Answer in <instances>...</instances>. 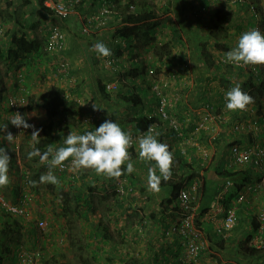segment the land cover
I'll return each instance as SVG.
<instances>
[{"label": "crops", "instance_id": "obj_1", "mask_svg": "<svg viewBox=\"0 0 264 264\" xmlns=\"http://www.w3.org/2000/svg\"><path fill=\"white\" fill-rule=\"evenodd\" d=\"M10 1L12 0H0V26L3 29V33L0 35V48L6 49L11 45V38L14 34L20 36L25 33L29 38L38 39L42 43L38 51L27 55L25 59H21L23 61L17 60L16 62L20 63L21 67H14L15 70L10 72L9 75L6 71L0 69V78L3 80L0 82V124H7L9 126V117L14 115L8 103L10 99L20 106L34 105L27 113L29 124L33 123L32 125L38 124L39 126L41 123L47 122L45 109L37 105L36 95L46 91L52 84H56L65 90L67 105L77 109L78 115L75 120L76 124L70 125L62 131L60 130L61 124L67 120L69 121V118L65 117L63 121H58V125L54 130V134L56 135L54 149L62 146L63 138L70 131L82 134L87 130L98 127L105 119L115 120L123 129L133 134L134 142L128 150L135 168L133 173L124 172L118 178L97 174L92 169H81L76 172L68 169L55 173L60 178L58 185L83 184L80 187L85 188L84 191H78V195L80 196L79 212H77L76 208L72 217L74 218V222H76L75 226L79 229V235L88 242L84 244V247L80 243L82 241L80 238L78 239V241L80 240L79 244L76 247L87 249L89 257L85 258H89L90 263L93 262L95 264H179L178 257L184 251L183 241L177 233L170 232L174 223L178 222L181 218V211L176 206L175 195L172 192L171 186L175 178L170 177L167 181H161L159 191L150 190L147 187V174L148 168L154 162H146L139 158L138 143L135 139L138 135L142 134L143 130L142 124L137 123L134 118L137 116L149 117L151 115L150 104L157 103L156 99L153 102H149L151 95L148 88L152 85H149L147 88L144 82H139L138 80V78L143 79L141 75L135 78L130 75L129 81L125 82L126 85L129 84L124 87L125 90L119 93L114 94L107 91L104 93L100 88V81L105 83L117 80V75H120L128 68L131 62L133 66L134 62L137 65L142 64L136 53V50L139 49V40L134 39L127 45H123L116 36L112 35V29L114 31L115 25L97 26L96 28L97 22H92L93 26L90 29V34L82 31L83 27L87 24L85 17L91 18L98 13L107 0H85L84 4L78 8L77 13L68 22H64L53 12H48L50 18L46 19V22L37 20L33 15L39 8H42L38 4V0H28V2H26L27 0L22 2L13 0L9 5L8 2ZM114 1L117 2L118 0ZM114 1L113 3L115 4ZM122 2L124 4L126 1L122 0ZM189 3L191 6L190 1ZM244 3L235 2L232 5L231 8L235 10L233 18L231 21L225 23L226 26L230 27L229 31L231 33L229 50L235 47L238 37L243 32L257 26L256 22L259 16H255L257 14L252 15V12L248 9L244 7L241 9L238 6L239 4L244 5ZM172 4L173 6L171 5V7L174 10V1ZM246 4L250 7L248 2ZM222 5L224 4L219 6ZM190 6L187 5L189 10L193 9V6ZM118 9L121 11L120 8ZM116 16H119L117 12L111 17L113 18L111 21H115L113 24L116 21H120V19H115ZM75 21L78 24L81 23V29H74ZM51 22L61 24L67 39L66 49L62 56L67 59L70 69L68 75L64 77H61L59 73L54 71V67L51 66L53 62L51 54L53 52H49L46 49L49 35L48 27ZM172 25H169V34L167 33V35L172 33ZM233 28L243 32H236ZM174 33L177 34L178 32L175 30ZM172 35L174 36L173 33ZM184 40L185 36L183 35L182 37H178L176 42L179 44L183 43ZM87 42H93V44L97 42L105 43L112 50V55L109 57L98 56L92 50V47H88ZM146 43L148 42L145 41ZM130 44H132L131 47H129ZM150 49L151 47L149 50L146 49L150 55V57H147L150 60L148 64L155 65V62H161L160 58L162 54L154 51V48ZM192 50L195 52V57L192 55ZM130 51H136V54H134L135 57L131 58V60H127L125 56H129L128 53ZM174 52L164 55L171 64L176 62L174 58L182 55L181 58H187L190 61L192 72L200 74L210 72L205 62L201 59L198 46L187 50L178 48ZM90 55L94 57L92 60ZM111 57L116 59L112 66L107 64V60ZM182 62L183 60L176 62L178 65L175 67H178ZM226 68L229 67L222 66L218 70L224 74ZM118 69L119 72L117 74ZM143 81H146V79L144 78ZM131 83H134L135 86L133 87ZM220 88L221 85L215 83L212 87L206 85L202 87V89H207L208 92L210 90L214 91V93L216 92L215 97H219ZM134 91H148V97L144 98L145 103L135 105L130 100L124 98ZM4 94H6V100L3 98ZM94 103L100 109H94ZM145 106L146 108H144ZM38 113L39 115H37ZM174 114L176 117L183 118V114ZM154 115L158 117L157 113H154ZM40 117L42 118L39 124L37 120ZM89 117L90 119L88 120ZM199 118L200 116L195 112L188 115L186 119L188 122L183 126L182 135H175V132H171L170 135L165 134V138H168L172 143L173 150L179 151L180 149L184 154L182 161L183 159L185 160L186 167L183 169V172L188 176L187 184L192 183L196 176H200L202 184L206 182L212 191L219 190L218 195L213 200L210 197L211 192L209 197L206 196L204 199L200 196L197 203V209L201 212L199 226L202 229L203 238L207 243V249L203 252L197 264H224L226 262L235 264H264V248L257 255L244 254L240 250L241 243L248 240V244L251 246L250 240L261 231L258 215L264 212V174L257 173L247 185V187L251 186V189L247 191L245 199L237 203L238 223L231 230L229 236L225 238L218 235L214 228L219 218L217 216L213 217L208 213L215 211L213 208L214 204L226 207V204L235 202L239 194L228 199L229 194L232 192V187L226 185V177L220 175L219 171L236 172L244 167L242 165H230L227 163L229 161L228 143L235 136L234 131L229 129V124L217 126L216 139L222 142L220 141L216 144L215 151L210 150L211 148L208 147L211 159L209 158L205 163L202 161L201 152L194 146L195 135L196 133L209 135L211 132L208 129L197 130L195 128ZM180 121L182 122V120ZM257 121L259 127L258 125L254 127L257 129L254 138L257 142L264 145L263 109ZM8 131L10 130L0 132V146H2L1 143H4L5 140L2 136L6 135ZM11 133L15 137V140L10 144V149L7 148L10 157L15 145H19L17 140H22L23 137L28 135L25 131ZM239 138L240 141H247V135L244 133H241ZM242 143L246 144L247 142ZM33 146L34 144L31 147L33 148ZM19 157L16 162L21 164L25 159H22L20 154ZM10 163L9 189H11L10 192L16 191L15 196L17 197L20 193L22 178L18 177L17 174L19 172L16 166H14L12 158ZM177 166L175 167L180 172L182 168ZM20 167L22 168V165ZM55 169L58 168L56 167ZM201 173L203 177H201ZM7 196L13 201L17 199L9 194ZM44 204L47 205L46 203ZM33 209L32 218L36 220L44 218L49 213L48 208H46V211H34ZM1 216L7 217L9 215H3L0 212V264H18V258L15 253L16 249L20 246L16 245L18 233L22 234L23 239H26V241L31 240L33 244L37 240V244L33 245V248L31 247V251L37 257L40 250L45 258L46 251L39 248H42V245L47 247L52 243L51 239L53 237L51 232L45 231V235L42 238V235L40 236L37 232L36 221L18 216L12 217L11 220L3 221ZM58 230L60 233L66 232L62 226ZM5 233H10V237L7 235L3 237ZM57 235L59 234L57 233Z\"/></svg>", "mask_w": 264, "mask_h": 264}, {"label": "rangeland", "instance_id": "obj_2", "mask_svg": "<svg viewBox=\"0 0 264 264\" xmlns=\"http://www.w3.org/2000/svg\"><path fill=\"white\" fill-rule=\"evenodd\" d=\"M22 1H25V0H21L20 2ZM143 1H146L157 12L158 14L157 20L159 21V23L155 28V32L153 34L154 35L153 40L150 39L149 43L145 44L146 40L140 39L138 41L139 49L136 50L137 52L130 51L128 53L129 56H125L127 60L128 59L131 60V58L135 57L134 54L137 53V57L140 60V63H142L140 64V67H141L140 70L143 72V74H145L144 76H142L143 79L138 78L139 82H144L146 85L145 87L148 88L149 85H152L153 79L155 78L159 79L163 75L165 77H168L174 72L175 73L174 78L171 79L169 86L164 90V92L167 95L166 97H168L169 101L171 102L169 104L171 105L172 114L176 116L174 113L178 115H182V114L190 115L193 112L197 114L198 112H201V114H198L200 118L197 122V125L195 126L197 130L204 129V128H200L198 123L200 122L201 118H203V115H205L206 113L207 114L211 113V112H215V113L220 112L223 115V117L225 116L227 118V120H225L224 122L234 121L235 119L241 120V121L242 120L251 121L252 119V120H255V122H252L254 124V127L255 125H258L257 118L261 114L262 109L264 111V106L262 105V103H264V97H261L259 94H257L253 90V86L250 83V78L252 77V75H254L252 68L254 67L257 68L258 65H241L245 69L244 74H242L243 72L240 71L239 67H234V66L226 68L224 74L222 73V71L219 72V70L210 71L207 74H200V73L191 71L190 61L187 58L185 59L181 58L182 56L181 54H179L181 56L174 58L176 62L183 60V62L178 67H175L176 65H178L176 64V62L171 64L169 60H166L165 62H162V63L155 62V65H149L148 61L150 60L147 57H150V55L147 52V50H149V48L151 47V49L154 48V51H156L159 54L170 53V52H171L170 54H172V53H175L174 51H176L178 48L187 50L189 48L191 49V47H196V46L200 47V45L204 44V42H206L208 39V33L211 28L210 19H211L212 13L215 10V7L221 4H224L222 6L230 10L232 5L235 4V2H239V3L245 2L244 5L239 4L238 6H240L241 9L243 7L248 9L249 11L252 12V15L257 14L255 16H259L256 22V25H257L256 29H259L261 32H263L261 15L256 10L258 8H260V10L264 9V0H236V1L235 0H210L211 6H207V7L206 6L203 7V3H204L203 0H196L197 2L196 4L193 5V9L191 8L190 10L187 7V5L190 6V3H189L190 0H139V2H143ZM173 1L175 3L174 10L171 7V5L173 6L172 4ZM246 2L251 3L252 7L251 8L248 7ZM80 24L76 23L75 21L74 29L76 30L81 29ZM170 24H173L171 27H172V33L174 34V36L172 35V33H170V35H167V33L169 34L168 27ZM233 29H235L236 32H240V33L243 32L240 30L238 31V29L236 28H233ZM175 30L176 32H178L177 34L174 33ZM90 32L91 31L87 32L86 34H90ZM112 32H113V29H112ZM183 35L185 36V40L183 43H179L180 44L179 45L178 42H176V39L178 37H182ZM208 42H209V45H211L214 43V40L210 39L208 40ZM87 44H88V47L91 48L93 45V42L92 43L87 42ZM173 49H176V50H173ZM192 51H193L192 55L195 57V52L194 50ZM216 55L217 56L224 55V53L218 52ZM90 57H91V60L94 58L91 55ZM182 65L183 67L180 68V66ZM260 66H262L264 70V65H260ZM8 67H9L8 63H5L4 60L3 61L0 60V69L2 71H6ZM133 67L134 66L131 62L129 67L126 68L122 72L124 74L121 73L120 75H117V80L115 81L119 82V84L121 85L119 86V90L114 91V92L112 91L111 93L116 94V93H119L118 91L121 92L125 90L124 87L129 84V83L127 85L125 84V82L129 81L128 79L130 75L128 73ZM13 70H15V68H13ZM118 72H119V69L117 70V74ZM144 78L146 79V81H143ZM182 78L183 80H181ZM237 78L241 80H238ZM235 79L236 81H234ZM207 80H211L209 85L206 84ZM1 81L3 80H1L0 78V82ZM229 81H232L233 85H231ZM237 82L240 83L244 91L248 92L253 97V102L247 106L245 111L244 110L230 111V110H227L224 106L225 101L223 99H224L225 92L231 87L235 86V83ZM214 83L221 85L220 95L223 96V99L220 98V95L219 97H215L217 93L216 92L214 93V91L212 90L208 92L207 89H202L204 85L212 87ZM131 84L133 85V87L135 86L134 83H131ZM128 88L130 89V87ZM148 89H149V94L151 95L149 102H153L157 98V94L153 91L152 86ZM3 98L6 100V94L3 95ZM33 98H35V96H33ZM257 102H260L261 104L255 106V103ZM143 103H145V99ZM206 105H210L211 107H206ZM219 105H222V107ZM144 108H146V106ZM221 108L224 110L223 113L221 112ZM150 109H152L151 117H155V120L158 121V117L154 115V113H158L157 104L156 103L150 104ZM37 115H39V113ZM41 118L42 117L38 118L37 123L40 124ZM34 125L37 129H39L38 124H34ZM207 125H208L207 129L211 133L209 135H202V134L196 133L195 140L198 141L200 144H202V149H204V151L208 147L211 148L210 150L215 151L217 147L216 144L221 141V140L216 139L215 133L217 131V128L219 126H222L223 123L218 121L217 118L209 117ZM167 127L168 125L156 126V132H154L153 134L155 135L156 133H159V136L157 137L158 140L164 143L168 141L167 144L169 145V147L173 148L172 143L168 140V138H165V134L170 135L171 133L170 131L167 132ZM14 129L16 128H14V126L11 125L10 123L6 130H10L11 132V130L15 131ZM145 129L147 128H144L142 130L144 131ZM23 130L28 135L25 137H23L22 135L23 137V138L21 137L22 140H17V143H19V145H15V147L13 148L14 154L12 153L11 158L14 161V166H16V168L18 169L19 173L17 175L20 179L22 178L21 177L22 169L19 168V166L16 163V158L18 157L19 154L22 157V159H25L23 161L24 164L22 163L21 165L26 166L27 168L30 169L31 176L34 175L35 172L39 173L35 181L37 183L30 182V191L32 194V205H33L32 208H34L33 209L34 211H39V210L46 211V208H48L49 213L44 218H46L47 222L49 223L48 224L49 226L47 227L45 231H49L48 233L51 232L52 237H53V239H51L52 243L49 246L46 247L42 245L41 249H44V251H46L45 258L43 257L44 260L49 261V264H95L93 262L90 263L89 258H85V257H89V252L87 251V249H80L76 247L79 244L80 240L78 241V239L80 238L82 240L80 243L84 247H85L84 244L88 242L87 240L83 239V237L79 235L78 233L79 229L77 228V226H75L76 222H74V218L72 217L76 209V206H77L75 195L78 194L79 190L81 191L85 190L84 187H80V185L83 186V184H69V185L63 186V184L54 185L51 183H38L39 177L42 174H46L48 172L47 162L41 163L39 161V158L37 157H36L37 158L36 160L33 158L32 159L28 158V152L32 149L31 146L33 144L31 140V134H32L33 129L28 128V129H23ZM162 131L164 132L162 133ZM169 139H171V137H169ZM1 145L2 147H5L6 149L8 146L10 147V144L6 141V139L4 140V143H1ZM19 146L20 148L21 146H23L22 148H25L24 152L20 151ZM17 148L19 149V152ZM204 151L202 150V152ZM31 167L33 170H31ZM255 169L257 173L262 172V174H264V166H263V169L260 167H256ZM9 171H11L10 168H9ZM53 173L54 174L59 173V170L54 168ZM58 179L60 181L59 175H58ZM0 189L4 194L6 195L9 194L10 196L16 197L15 196L16 191L13 190V192H10L11 189H9V184L0 186ZM62 189H64V191L69 192L68 194L69 204L68 205L70 206V209L67 211L64 208L65 200L62 194ZM44 203H46L47 205H45ZM43 206L44 208H42ZM0 212L3 215H8V213L5 211L0 210ZM1 217L3 221H7V220H11L12 217H16V216L14 214H9V216L7 217H3V216ZM61 226L65 228L66 230L65 233L59 232L58 229H60ZM39 232L41 233L42 238H43V235H45V232L40 231V230ZM57 233L59 235H57ZM5 235L10 237V233L3 234V237ZM16 239H18L16 242V245H22L23 247L27 249H31V247L33 248V245L37 244L36 243L37 240L33 244L31 240L26 241V239H23V235L19 233L17 234ZM84 258L85 260L83 261ZM39 264H43V263L40 262Z\"/></svg>", "mask_w": 264, "mask_h": 264}, {"label": "clouds", "instance_id": "obj_3", "mask_svg": "<svg viewBox=\"0 0 264 264\" xmlns=\"http://www.w3.org/2000/svg\"><path fill=\"white\" fill-rule=\"evenodd\" d=\"M107 3L111 4L113 6V10H115V12H113L111 14V17L114 14H116V12L118 14L120 13L119 9L116 8L117 7L116 3L114 4V3L107 1V2H104L103 5H105ZM78 8H79V6H78ZM51 12H53V11H49V13H51ZM71 18H69L68 20H70ZM112 19L113 18H111L110 21ZM39 21H41V20H39ZM64 22H66V21L64 20ZM56 24H58V23H56ZM107 25H109V23ZM82 31L84 32V27H83ZM85 33H87V32H85ZM118 40L121 41L120 43H122L123 45L128 44L127 39H118ZM66 42H67V39H66ZM47 44H48V39H47ZM46 49H48V46H46ZM92 50L98 56H101V57H109L112 55V50L103 42H97V43L93 44ZM48 51L50 52L49 49H48ZM51 55L55 56L56 54L53 53ZM224 55H225V62L231 63L235 66L264 65V32H261L259 29H256V28H253L251 30H247V31L243 32L238 37V40H237L235 47H233L231 50L227 51ZM111 58H113V57H111ZM113 59H114V62H113V64H114L116 59L115 58H113ZM59 65H58V67H59ZM112 65H110V66H112ZM68 67H69V64H68ZM254 68H255V70H257L256 67H254ZM252 70L255 71L253 68H252ZM68 73H69L68 70H67V72H63V71H61V69H59V74L61 75V77L67 76ZM113 81H115V80H113ZM104 84L106 85L107 82H105ZM106 90L109 93L112 92V91H109L107 89V87H106ZM118 92H120V91H118ZM224 100H225V108L227 110L236 111V110H245L247 108V106L253 102V97L248 92L244 91L242 89L240 83L237 82V83H235V86L231 87L229 90H227L225 92ZM8 103H9L10 107L12 108V111L14 112V115H11L9 117L8 121L14 126V128H16V129H14L15 131L11 130V132L21 133L24 131L23 129L32 128L33 131L31 134V140H32L33 144L39 143L41 129H37L35 127V125L29 124L27 122V120L25 119V117L23 115H21L20 109L23 106L17 105L15 102V107H14L11 104V99L9 100ZM93 108L94 109H100L99 107H97V105L95 103L93 104ZM45 112H46V110H45ZM27 113H28V111H27ZM88 120H89V118H88ZM58 121L59 120H57V122ZM7 127H8L7 124H0V132H3L4 130H6ZM11 132L8 131L6 135L2 136L6 139V141L9 144L13 143L15 140V137L13 136V134ZM158 136H159V133H156L154 135L152 133V129L149 128L147 130V132H144L143 134H140L135 138L136 142L138 143L139 158L143 161H146V162H154V164L148 168V174H147V187L150 190H154V191H159V186L161 184V181H167L170 179L171 174H172L171 170H172V167L174 164L173 151L170 150L169 145L167 143H163V142L159 141L157 138ZM133 142H134L133 134L130 131L123 129L115 120L105 119L98 127H95L92 130H87V131L83 132L82 134H78L76 132L70 131L69 134L63 138L62 146L56 147L55 149L52 146H49L46 151L41 152V150L39 148L33 146L32 150L28 152V158L32 159L33 157H39V161L41 163L47 162L48 172L46 174H42L39 177L38 183H51L54 185L58 184L59 179L53 173V169L56 167L57 168L58 167H60V168L65 167V161H68L69 170L73 171V172L79 171L81 169H92L97 174H103V175H106L108 177L118 178L124 172H127L130 174V173H133L135 171L134 164L130 159L129 151H128L129 148L132 147ZM7 148H9V146ZM17 150L19 152L18 148H17ZM17 159H19V155L16 158V161H17ZM10 160H11V157L8 154L7 149L5 147L0 146V186L6 185L9 183V179H10L9 178V165L11 164ZM21 164L17 163L19 168H21L20 167ZM242 166L245 168L249 165H242ZM250 166H252V165H250ZM252 167H254V166H252ZM254 168H256V167H254ZM21 169H22L21 175L24 173L30 174V169L27 168L26 166L22 165ZM59 171H63V170L59 169ZM64 171H66V170H64ZM198 173L200 174V172H198ZM259 173H262V172H259ZM201 177H203L202 173H201ZM194 179L198 180V186H197V188H198V199H197V201L194 202V205L196 206V214H197L196 218H195V223L200 228L199 223H200V218H201V212L198 211V209H197V203H198L199 198L201 196L200 186L202 185V180H201L200 176H196ZM227 179H229V178L226 177L225 180H227ZM34 183H37V182L34 181ZM249 183L250 182H248L244 186L243 189H245V187ZM233 185L234 184L232 183L230 185V187H232ZM25 187L27 189V192L32 197V194L30 191V184L25 183L23 178H22L20 193H19V196L16 200H14V201L11 200L9 197H7L6 194H4L1 191V189H0V191L6 196V198L9 201L16 202V201H18V199L22 195ZM240 192H239V194H240ZM239 194L237 195V197L239 196ZM174 200L176 201V204L178 205V208L181 211V218H182V216L185 215V213L179 207L178 198L176 197V198H174ZM229 205L230 204H226V206H229ZM31 208H32V200H31ZM0 210L7 212L8 215L13 214V213L3 209L1 206H0ZM220 215L222 216V214H219L217 217L220 218ZM15 216H18V215H15ZM18 217H22V218L28 219V220H34V221H36V223L39 220V219H37V220L33 219L32 215H31V218H27L24 216H18ZM181 218H180V220H181ZM41 219L46 220V218H41ZM36 229H37V232L39 233V235L41 236V233L39 232V230L45 232V230L47 228L42 229L37 224ZM200 230L202 231L201 228H200ZM171 233H174V232H171ZM202 234H203V232H202ZM227 237H225V238H227ZM21 247H23V246L20 245L15 251L17 258H18V264H23L21 261V257L18 255V251ZM252 247H254V246H252ZM23 248H25V247H23ZM25 249H27V248H25ZM39 249H41V248H39ZM206 249H207V246H206ZM206 249L204 250V252L206 251ZM27 250L31 251V249H27ZM35 258L37 259V261L35 260V264H36V262H37V264H39L41 262V260H42V263L44 264L45 260L43 258L42 253L40 252V250H39V255L37 257L35 256ZM197 263H195V264H197ZM211 264H213V263H211Z\"/></svg>", "mask_w": 264, "mask_h": 264}, {"label": "trees", "instance_id": "obj_4", "mask_svg": "<svg viewBox=\"0 0 264 264\" xmlns=\"http://www.w3.org/2000/svg\"><path fill=\"white\" fill-rule=\"evenodd\" d=\"M111 3H113L114 0H107ZM126 2L123 4L122 0H118L115 2L117 4L116 8L121 9V13H119V16H116L115 19L120 21H116L115 24H113L115 21H110L109 25H115L116 28L113 31V36H116L117 39H127L128 43H130L132 40L137 39H144L149 43V40H153L154 38V32L155 28L158 25L159 21L157 20L158 14L157 12L146 2H139L137 0H125ZM203 7L211 6V1L210 0H203ZM12 1L8 2L10 5ZM28 2V0L26 1ZM42 2V0H41ZM85 0H81L79 7L83 5ZM191 6H193L195 3V0H190ZM245 4V3H244ZM249 6L252 7L251 3H249ZM46 8V7H45ZM204 9V8H203ZM48 10V9H45ZM50 9L48 10V12ZM234 9H226L224 6H216L215 10L212 13L211 16V28L208 33V39L204 44H201L199 47L200 50V56L201 59L205 62L207 65V68L209 71H217L220 67L226 66V67H239L240 71L243 72L244 74V67L243 66H235L233 64H225L221 65L223 63H216L217 59V53H226L230 49V44H229V36H230V31L228 26L225 25V23L229 22L232 20L233 15H234ZM258 13L261 15L262 19V29L264 32V9L260 10L258 8L256 10ZM65 21L68 22V19ZM120 22V24H118ZM214 40V43L209 45L208 40ZM41 41L38 39H31L29 38L25 33L21 34L18 36L17 34H14L11 38V45H9L6 49L0 48V60L6 61L5 63H8V68L6 70L7 74L9 75L10 72H13L14 67H20L21 64L17 63V60L25 59V57L33 52H36L39 50L41 47ZM132 44L129 45L131 47ZM65 51V50H64ZM63 51V52H64ZM63 53L61 54H56L53 56V61L52 65L54 67V71L56 73H59V64L63 63H68L67 59L62 56ZM166 53H162L161 55V62L167 60V58L164 56ZM221 57V56H220ZM225 57V56H224ZM163 59V60H162ZM23 61V60H21ZM14 66V67H12ZM259 67V68H258ZM256 69L253 71L252 77L250 78V83L253 86V90L259 94L261 97H264V70L262 66L258 65ZM70 67L67 68L69 71ZM145 73V71H144ZM247 73V72H246ZM131 76H144L143 72L140 70V65L135 64L134 62V67L129 71L128 73ZM211 80H207L206 84L209 85ZM231 85H233L232 81H229ZM224 84V83H223ZM225 85V84H224ZM100 88L102 92H106V85L100 81ZM109 93V92H108ZM148 91H137L133 92L124 98L127 100H130L133 104H142L144 101V98L148 97ZM37 98V105L40 107H43L46 110L47 114V122L41 123L39 125V129H41V137L39 138V143H35L34 147H37L41 150V152L46 151L49 146H54L56 144V135L54 134V130L56 126L58 125L57 120L63 121L65 117L69 118V121H65L64 123L61 124L60 130H65L67 129L70 125H75L76 124V116L78 115V110L75 108H71L67 105L66 98H65V90L56 84H52L46 91L39 93L36 95ZM220 98L223 99V96L220 95ZM219 98V99H220ZM147 100V99H146ZM157 104L160 103V98L156 99ZM261 104L260 102L255 103L256 105ZM264 106V103H262ZM34 105H24L21 107L20 112L21 115L25 117V119L28 122V117H27V111H29ZM152 111V109H150ZM134 120L137 121V123L142 124V129L148 128L151 123L156 122L155 117H148V116H137L134 118ZM241 120L235 119L234 121H228L223 123L224 124H229V129L234 131V125L236 123L240 122ZM235 132V131H234ZM240 133V134H239ZM239 133H236L233 139L228 143L229 145V155H230V150L233 144L237 143L240 145H247V144H256L259 143L256 141L254 138V134L257 133L255 128H252L250 130H243ZM241 133H244L247 135V141L241 140L239 136ZM175 135L177 134L176 132L174 133ZM242 142H247L246 144ZM24 146V145H23ZM21 146L20 151L24 152L25 148H22ZM32 150V149H31ZM30 150V151H31ZM170 150L173 151L174 154V164L172 167V174L171 177L175 178L172 183V192L174 193V198H178L179 192L182 188H184L187 183H188V176L183 172V169L186 167V162L182 158H184V154L179 151L173 150V148L170 147ZM179 152V153H175ZM24 156V154H23ZM33 159H37L36 157H33ZM228 163V162H227ZM176 165L180 166L181 171L178 172V168L176 169ZM11 164L9 165L10 168ZM177 166V167H178ZM31 170L32 167H31ZM27 172V171H26ZM35 172V171H34ZM259 173V172H258ZM219 174L228 177L230 180L233 181V186L231 188V193L228 196V199L231 198L232 196L238 194L244 186L248 183L251 182L257 174L256 170L252 166H247L244 169H241L240 171H226L222 170L219 171ZM39 173L35 172L34 175H30L29 173H24L22 174V178L24 179L25 183H33L36 181L37 176ZM74 188V187H72ZM222 189V187H220ZM233 189V190H232ZM212 192L211 199L215 198L219 190L216 189L215 191H212V189L206 184V182H203V184L200 186V193H201V198L204 199L206 196L209 197V194ZM62 194L64 197V208L67 210L70 209V206L68 205V199H69V192L64 191L62 189ZM76 201H77V212H79V198L80 196L77 194L75 195ZM18 198V196L16 197ZM68 206V207H66ZM178 208V205H176ZM206 208V207H205ZM198 220V219H197ZM200 224V223H199ZM240 250L244 254L248 255H257L261 253L263 249L261 248H256L249 246L248 240H246L244 243H241L240 245ZM44 264H49V261L45 260Z\"/></svg>", "mask_w": 264, "mask_h": 264}, {"label": "built area", "instance_id": "obj_5", "mask_svg": "<svg viewBox=\"0 0 264 264\" xmlns=\"http://www.w3.org/2000/svg\"><path fill=\"white\" fill-rule=\"evenodd\" d=\"M20 2L21 0H16ZM81 0H38V4L41 5L42 8H39L33 16L36 19L45 21L46 19L50 18L48 14V10L53 11L55 15L60 17L63 20L71 18L74 14L77 13L78 6ZM46 7V8H45ZM48 9V10H45ZM115 12L113 10V6L111 4H105L102 6L99 13L95 14L91 18H87V24L84 26V32H88L92 28V22H97L96 27H102L109 23L111 19V14ZM49 35H48V49L55 53L61 54L66 49V36L59 24L50 23L49 27ZM3 33L2 26H0V35ZM221 56V57H220ZM225 55L217 56L216 63H223V64H231L225 62ZM163 60V59H162ZM109 65H112L114 62L113 58L107 60ZM166 61V60H165ZM163 61V62H165ZM180 66V68H182ZM68 63H63L59 65V69L63 72H67ZM255 70V68H253ZM170 76V77H169ZM168 77L164 75L159 79H153L152 87L153 91L157 94V98H160V103H156L158 106V121L151 123L150 126L145 129L144 132H147L149 128L152 129V133L156 132V126H164L168 125L167 132H176L179 135H182L183 126L188 118V115H183L182 122L180 121L181 118L176 117L172 114L171 103L166 97V93L164 90L169 86V83L172 78H174L175 73L173 72ZM119 82L117 81H110L107 82L106 87L109 91H117L119 90ZM153 92V93H154ZM159 95V97H158ZM156 98V99H157ZM224 100V99H223ZM225 101V100H224ZM11 104L15 107V101L11 99ZM222 107V105H219ZM225 106V105H224ZM206 107H211L210 105H206ZM246 110V109H245ZM244 110V111H245ZM219 111V110H217ZM223 109L221 108V112L223 113ZM226 112V111H225ZM201 114V112H198ZM151 118V115H149ZM209 117L217 118L218 121L225 123L224 121L227 118L220 113V112H211L206 113L201 118L199 124L200 128L207 129L208 128V120ZM90 119V117H89ZM255 120L247 121L242 120L236 125H234V133H239L243 130H250L254 128ZM164 131H162L163 133ZM176 134V135H177ZM201 145V146H200ZM194 146L201 152L202 161L205 163L209 158L211 159V153L209 149L205 150L202 149V144L195 140ZM204 152H202V150ZM230 165H252L254 167H260L263 169L264 166V146L256 143V144H248V145H240V144H233L230 150L229 161ZM60 170H68V161H65V167L60 168ZM194 181L190 184H187L184 188H182L178 195V204L179 207L184 211L185 215L182 216L181 220L176 222L170 229V232H176L182 238L184 251L178 257L179 264H195L201 258L204 250L206 249L207 243L203 238L202 231L195 223L196 218V206L194 202L198 199V180L193 179ZM232 181L227 179L226 185H231ZM251 189V186H246L243 189L237 200L230 204L229 206L222 207L220 205H214L213 208L215 211L210 212L209 215L211 216H218L222 214V216L218 219L215 223V232L220 235L221 237H227L231 230L237 225L238 223V213H237V203L243 201L247 195V191ZM25 191V192H24ZM18 201L11 202L9 201L6 196L0 191V206L18 216H24L27 218H31L32 215V208H31V195L27 192L26 187ZM222 213H221V212ZM258 219L260 221V233L256 234L251 240L250 244L256 248H264V212L258 215ZM38 226L42 229H46L48 223L45 219H39L37 222ZM18 255L21 257V261L23 264H35V254L32 251H29L23 247H21L18 251ZM224 264H235L226 262Z\"/></svg>", "mask_w": 264, "mask_h": 264}]
</instances>
